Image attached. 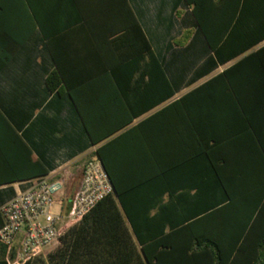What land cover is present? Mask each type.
<instances>
[{
    "label": "crops",
    "instance_id": "crops-1",
    "mask_svg": "<svg viewBox=\"0 0 264 264\" xmlns=\"http://www.w3.org/2000/svg\"><path fill=\"white\" fill-rule=\"evenodd\" d=\"M213 2L221 61L186 0H32L34 32L0 72V212L51 178L67 217L104 146L139 212L199 214L226 196L218 176L242 214L263 204L264 0Z\"/></svg>",
    "mask_w": 264,
    "mask_h": 264
},
{
    "label": "trees",
    "instance_id": "trees-1",
    "mask_svg": "<svg viewBox=\"0 0 264 264\" xmlns=\"http://www.w3.org/2000/svg\"><path fill=\"white\" fill-rule=\"evenodd\" d=\"M186 1L194 5V15L221 61L223 57L217 47L226 33V19L219 22L214 33L221 37L213 38L209 14L214 0ZM36 17L32 0H0V72L34 32ZM227 79L226 71L212 81L226 83ZM61 80L58 72L49 75L47 85L51 92L60 88ZM212 83L209 81L206 86ZM100 137L90 134L95 144L106 136ZM97 155L110 177L114 193L69 229L55 251L27 264H264V203L261 200L247 214H242V200L233 197L229 184L218 176L226 196L203 205L201 213L178 220L163 211L151 216L150 210L139 212L127 202L130 191L135 190L120 187L105 158V146ZM215 170L219 173L221 168ZM46 175L44 172L43 176ZM234 208H239L240 213L234 215ZM2 225L0 213V228ZM16 253V247L0 245V264H12Z\"/></svg>",
    "mask_w": 264,
    "mask_h": 264
},
{
    "label": "built area",
    "instance_id": "built-area-1",
    "mask_svg": "<svg viewBox=\"0 0 264 264\" xmlns=\"http://www.w3.org/2000/svg\"><path fill=\"white\" fill-rule=\"evenodd\" d=\"M60 187V182L44 178L2 207L0 245L17 248L12 264H27L60 244L69 229L114 193L110 177L98 156L85 165L80 189L67 217L54 211Z\"/></svg>",
    "mask_w": 264,
    "mask_h": 264
},
{
    "label": "rangeland",
    "instance_id": "rangeland-1",
    "mask_svg": "<svg viewBox=\"0 0 264 264\" xmlns=\"http://www.w3.org/2000/svg\"><path fill=\"white\" fill-rule=\"evenodd\" d=\"M59 244L50 248L49 250H47V252L44 254V256H47L49 253L55 251L58 248Z\"/></svg>",
    "mask_w": 264,
    "mask_h": 264
}]
</instances>
